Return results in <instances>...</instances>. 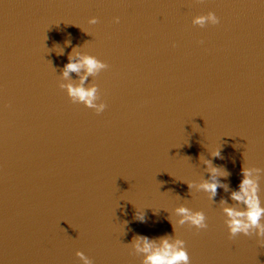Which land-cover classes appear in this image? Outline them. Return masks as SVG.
Listing matches in <instances>:
<instances>
[{
    "label": "water",
    "instance_id": "obj_1",
    "mask_svg": "<svg viewBox=\"0 0 264 264\" xmlns=\"http://www.w3.org/2000/svg\"><path fill=\"white\" fill-rule=\"evenodd\" d=\"M209 11L218 25L192 24ZM73 49L109 66L87 82L100 114L59 86ZM206 160L227 174L212 200L188 187ZM244 167L264 201V0H0V264H142L138 235L264 264V238L224 223ZM180 206L208 228L174 232Z\"/></svg>",
    "mask_w": 264,
    "mask_h": 264
},
{
    "label": "clouds",
    "instance_id": "obj_2",
    "mask_svg": "<svg viewBox=\"0 0 264 264\" xmlns=\"http://www.w3.org/2000/svg\"><path fill=\"white\" fill-rule=\"evenodd\" d=\"M117 22H119L118 18ZM89 23L94 25L97 23V19L92 18ZM219 23L220 18L213 11H209L205 15H197L192 19V24L200 28L218 25ZM58 54L63 55V51ZM108 67V64L96 56L73 49L68 54L67 63L61 71L62 82L59 86L66 90L72 103L83 104L86 108L93 109L97 114H100L105 111L107 104L100 100L98 85L87 82L89 77L98 76ZM71 73L78 74V83L70 82ZM212 155L219 157L220 151H214ZM204 163L209 169L208 179L199 185L189 183L188 187L189 189L195 187L199 191L208 193L209 199L212 200L219 188L226 189L227 186L221 182L220 177L227 174L220 168L213 166L211 161L206 160ZM253 171V169L244 167L238 189L231 193V199L243 207L225 206L223 208L224 223L229 236L233 238L239 235L264 238V201L260 198L259 184L253 178ZM221 203L226 204L227 202L222 201ZM175 215L178 219L170 220L174 232L177 226L185 224L199 230L208 228L207 217L203 211H193L188 207L180 206L175 209ZM139 221H144L143 215L139 217ZM131 244L137 253L143 255L142 264H191L186 242L183 239H173L168 235L159 238L138 235L131 241ZM76 256L82 264H94L93 260L83 251H77Z\"/></svg>",
    "mask_w": 264,
    "mask_h": 264
}]
</instances>
